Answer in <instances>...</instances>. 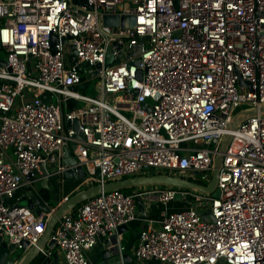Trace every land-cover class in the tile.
<instances>
[{"label":"built area","instance_id":"1","mask_svg":"<svg viewBox=\"0 0 264 264\" xmlns=\"http://www.w3.org/2000/svg\"><path fill=\"white\" fill-rule=\"evenodd\" d=\"M109 15L134 17V28L103 27ZM0 51V236L7 245H37L48 216L15 195L43 179L41 167L65 171L69 143L86 188L146 171L206 186L230 134L217 198L167 186L102 193L66 213L51 235L54 247L40 254L56 249L64 264H92L88 253L107 241L115 264H124L118 228L140 223L132 264H264V116L228 131L236 108L264 102V0H0ZM82 63L94 69L82 72ZM92 79L96 95L87 96L80 86ZM74 120L82 141L73 139ZM136 198L160 204L158 217L144 205L139 212ZM176 201L182 205L170 208ZM206 211L213 221L202 219Z\"/></svg>","mask_w":264,"mask_h":264},{"label":"water","instance_id":"2","mask_svg":"<svg viewBox=\"0 0 264 264\" xmlns=\"http://www.w3.org/2000/svg\"><path fill=\"white\" fill-rule=\"evenodd\" d=\"M85 2L86 0H82ZM73 4H77V0H72ZM86 8L90 9V7L87 4H84ZM118 6V8H120ZM124 8H128V4L124 5ZM134 17H119L117 15L114 16H104L102 18V26L108 27V28H117L121 27L122 29H128V28H134ZM61 42L63 44H71L72 41H70L69 38H62ZM141 45H137L133 48L132 55H137L140 52ZM110 52V48L107 49V61L106 63L109 64L111 62V59L108 58V53ZM75 53L72 52V55L70 56V59L73 61L74 65L76 64V61L74 60ZM139 60H135V64L138 65ZM116 64V63H115ZM0 65L4 66V62L0 61ZM78 69L80 71H91L94 69V67L88 66L87 63H82ZM99 68L97 67V70ZM95 74V72L92 73V76ZM87 78V75L81 78V82H85ZM89 85V83H85V85L80 86V89L83 90ZM239 85H247L248 83L239 81ZM42 98H45L42 96ZM143 108L147 111H149V108L146 106V104H143ZM256 116H264V102L258 107V108H247V107H238L233 111L232 118L230 120L228 131H235L243 122L247 121L250 118H254ZM74 136L73 139L75 141H82L83 138L81 136V132L78 129V121L74 120L71 125ZM231 141V135L226 134L218 147L217 155L215 156L213 160V169L211 174L210 182L206 186H201L189 181H186L184 179L163 175V174H153L148 176H138L133 178H127L124 180L114 181L110 183H106L104 185H95L87 187L83 190L77 191L76 193H73L69 197H67L64 201H62L56 209L51 210L49 208V205L44 203L42 198L38 195V193L32 194L30 197L23 198V201L26 204V207L30 210L34 211L35 215H40L41 213L46 214L47 221L45 226V231L40 237V240L38 241L36 246L28 248L27 243L23 244V250L20 254H17L14 249V246L7 245L6 241L3 237L0 236V264H33L35 261L43 257L40 254V250L44 248L51 249L54 247V240L51 238V235L54 231V228L56 227L58 221L68 212H70L72 209L77 207L78 205L93 199L96 196H99L102 193L114 191V190H125L130 188H136V187H147V186H167V187H173V188H179L182 190H195L200 193L204 194H211L212 198H217L219 196V190L216 189V184L218 181V174L220 167L222 165V159L223 154L225 153L228 145ZM76 147V143L72 142L69 143L68 146L63 148V157L61 164L66 167L65 171H63L61 174H57L54 171H51L47 173V170H45L44 167H41L40 171L43 176V179L41 180V183L39 185V190H50L48 188V180L49 177L60 175L62 181H83L85 180L86 174L83 171V169L80 166L74 167L77 165V161L74 157L73 151ZM155 172L159 173L160 170H155ZM199 174V173H196ZM180 195H176L175 200H179ZM136 204L139 212L143 209V203L140 198H136ZM202 219L206 220L209 218L210 221H213V217L211 216L209 211H206L201 214ZM128 230V227L121 226L118 228V233H125ZM136 232H133V235ZM112 243H114V238L110 239ZM134 240H130L128 244L126 245V252L123 255V261L124 264H132V258L129 254V251L132 248ZM109 243L107 241H104L102 244L103 250L101 252L102 259L105 264H115L118 262V259L114 257L116 248H109ZM17 254V255H16ZM40 264H58V256L57 252L53 251L51 257L44 258Z\"/></svg>","mask_w":264,"mask_h":264},{"label":"rangeland","instance_id":"3","mask_svg":"<svg viewBox=\"0 0 264 264\" xmlns=\"http://www.w3.org/2000/svg\"><path fill=\"white\" fill-rule=\"evenodd\" d=\"M0 58L4 59V53L2 51H0ZM96 90H97V82H96L95 79H92L90 84L84 90H82V93L87 95V96H95L96 95ZM47 171L51 172V168L47 167ZM144 174L150 175V172L146 171V172H144ZM171 174L174 175V176L176 175L175 173H171ZM93 182H95V180H93ZM79 188H80V190H83V189L86 188V186H80ZM152 188L153 187H151V186H147V187H144V188L136 187V189L135 188L125 189V191H128V192H125V191H123V192H124V194H131L135 190H137V191H142V190L151 191ZM143 205H144V208H145V210L148 213L150 218L158 217L159 212L162 210V206L160 204L150 203L147 200L143 201ZM181 205H182L181 201L180 202L176 201V202L170 203L169 207L170 208L174 207V206H178L179 207ZM203 209L206 210V207L203 206V203H202V208L200 210H203ZM140 225H141L140 223H133V224L128 226V230L125 233H123V237H122L124 245H126L130 240H135L136 239V235L139 232V230L141 229ZM134 231H136V233L133 235ZM96 250L93 253L92 252L88 253V257L91 256L93 258L92 264H96V263H99V262L101 263L102 262L101 255H100V253H97ZM54 251L57 252L56 249ZM16 253L20 254L21 251L17 250ZM129 254L131 255V250L129 251ZM61 260H62L61 264H64V259H63L62 255H61Z\"/></svg>","mask_w":264,"mask_h":264},{"label":"crops","instance_id":"4","mask_svg":"<svg viewBox=\"0 0 264 264\" xmlns=\"http://www.w3.org/2000/svg\"><path fill=\"white\" fill-rule=\"evenodd\" d=\"M41 181L36 183L34 188L31 190V189H21L18 194L16 195L17 198L19 199V203L20 205L22 206H26L25 202L23 201V198H26V197H30L32 194L34 193H38V195L42 198V195L40 193L39 190V185H40ZM48 188L50 189L49 190V193H50V196H51V202L53 204H56V207L62 202L64 201L67 197H69L70 195H72L73 193H75L76 191H80V186H82L81 184H79L78 186H74V183L72 181H62L60 175H55V176H51L49 177V180H48ZM75 187V188H74ZM144 188V187H142ZM136 189V188H135ZM153 189V188H152ZM43 200V198H42ZM44 202V200H43ZM45 203V202H44ZM47 204V203H46ZM49 205V204H48ZM49 208L51 210H53L54 208L50 207ZM34 212V211H33ZM152 218H155V217H152ZM104 242L98 244L95 249L92 251V253L96 250L97 253H100L101 255V258H102V250H103V247H102V244ZM57 256H58V264H61V254L58 252L57 253ZM90 258L92 259L91 261H93V258L90 256ZM103 260V259H102Z\"/></svg>","mask_w":264,"mask_h":264},{"label":"trees","instance_id":"5","mask_svg":"<svg viewBox=\"0 0 264 264\" xmlns=\"http://www.w3.org/2000/svg\"><path fill=\"white\" fill-rule=\"evenodd\" d=\"M154 172H151L150 174H153ZM73 183H74V186L76 187V186H78L79 184H81V181H72ZM95 185H97L95 182H92V184H91V186H95ZM74 187V188H75ZM122 192L123 191H125V190H121ZM125 192H128V191H125ZM40 193H41V195H42V198H43V200H44V202L45 203H47V204H49V206L50 207H52V208H54V209H56V204H53L52 202H51V196H50V193H49V190H40ZM124 193V192H123ZM18 194V192L16 193V195ZM15 195V199L17 198V196ZM20 202V201H19ZM20 204V203H19ZM136 232V231H135ZM128 244V243H127ZM126 244V245H127ZM42 260H43V257H40V258H38L36 261H35V263H33V264H40L41 262H42Z\"/></svg>","mask_w":264,"mask_h":264}]
</instances>
